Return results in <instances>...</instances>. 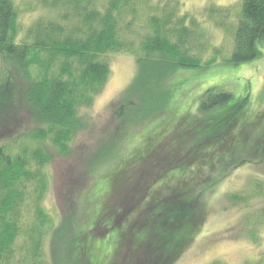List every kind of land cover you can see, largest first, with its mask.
Returning a JSON list of instances; mask_svg holds the SVG:
<instances>
[{"label":"trees","instance_id":"1","mask_svg":"<svg viewBox=\"0 0 264 264\" xmlns=\"http://www.w3.org/2000/svg\"><path fill=\"white\" fill-rule=\"evenodd\" d=\"M37 5L40 14L22 32L15 0H0V264L9 260L17 237L18 213L25 200L20 192L40 178V192L31 202L36 207L46 188V175L32 172V166L50 162L47 147L67 155L75 137L88 129V112L110 75L115 54H130L136 62L134 78L122 92V104L115 113L126 126L142 107L147 108L143 118L158 112L155 104L164 101L168 81L177 70L202 68L218 60L244 63L263 54L259 43L264 40V0H242L225 9L213 4L205 7L206 20L224 26L230 34L228 53L223 45L229 44L224 42L227 37L219 46L212 45L209 33L199 31L200 21L183 11L180 0H38ZM204 97L201 111L225 104L231 94L214 93L211 88ZM21 113L32 114L35 128L13 138L7 130ZM237 121V115L231 114L184 118L171 134L156 137L157 145L140 149L138 166L125 171L122 184L119 176L114 183L116 191L125 193L119 205L106 204L94 223L103 228L101 224L111 217V225L99 235L93 232V237L121 226L148 198L150 184L180 169L167 179L172 193L149 198L147 208L135 211L136 220L122 235L127 239V264H174L200 229L205 213L200 198L217 181L202 179L200 184L205 185L198 193L196 183L188 179L200 178L202 169L225 172L240 158L249 161L238 157V147H231L239 138L234 133ZM247 127L241 126L240 131ZM114 139L108 143L115 145ZM263 153L258 146L254 158ZM211 160L216 162L213 169ZM38 244L39 237L32 234L31 249ZM81 247L84 256L86 246Z\"/></svg>","mask_w":264,"mask_h":264},{"label":"rangeland","instance_id":"2","mask_svg":"<svg viewBox=\"0 0 264 264\" xmlns=\"http://www.w3.org/2000/svg\"><path fill=\"white\" fill-rule=\"evenodd\" d=\"M37 1L15 0L22 32L40 14ZM180 1L183 11H188L200 21L199 31L209 33L212 45L219 46L227 37L224 42L229 44L223 45L228 53L231 48L230 34L225 32L224 26H218L211 19L206 20L204 10L210 4L224 9L238 6L242 0ZM227 20L223 19L224 22ZM230 20L234 22V19ZM259 45H262L263 54L252 61L232 64L218 60L202 68L177 70L168 81L169 92L164 94V101L155 104L158 112L143 118L147 108L142 107L141 111L137 110L131 116L133 120L128 126L123 125L125 120L119 119L115 113L122 104V92L134 78L136 62L130 54H115L111 59L110 75L88 112V129L75 137L67 155H60L47 147L50 162L43 167L32 166V172L46 175V188L36 207L31 202L40 192V178L27 183L28 190L20 192L25 193V200L18 213L17 237L5 264H127L130 261H124L127 239L122 235L128 233L127 226L136 220L135 211L147 208L149 198L172 193L167 179L172 172L175 174L180 169L150 184L148 198L142 199L121 226L107 228L104 236L95 238L93 232L99 235L105 226L112 223L110 217L105 225L101 224L103 228L94 227L98 213L106 204L116 208L125 194L116 191V178L119 176V184H122L125 171L138 166L139 150L154 147L156 137L171 134L178 121L222 114L237 115L238 125L234 133L239 138L231 147H238V157L248 158L249 161L240 158L234 167L225 172L202 169L200 178L191 174L182 177L185 180L191 175L188 181L196 183L198 193L205 185L200 184L202 179L213 177L217 181L200 198L205 209L200 229L174 264H264V153L260 158L253 155L258 146L264 149L263 39ZM203 53L206 55L207 52ZM211 88L214 93L229 92L231 97L223 105L201 111L200 101L205 99L207 90ZM133 101L137 102L135 98ZM35 122L32 114L21 113L16 124L8 127L7 134L14 138L32 131ZM243 125L248 127L240 131ZM119 126L122 128L119 129ZM111 139L116 141L115 145L108 143ZM171 143L168 139V144ZM241 149L245 151L241 152ZM240 163L243 165L239 166ZM215 165L216 162L211 160L212 169ZM156 190L160 191L156 193ZM112 192L115 193L114 200L110 201L111 198H108ZM239 197L244 200L237 201ZM137 233L144 235L143 231ZM32 234L39 237V247L34 245L33 249L30 246ZM81 246H86L84 256L80 255Z\"/></svg>","mask_w":264,"mask_h":264},{"label":"flooded vegetation","instance_id":"3","mask_svg":"<svg viewBox=\"0 0 264 264\" xmlns=\"http://www.w3.org/2000/svg\"><path fill=\"white\" fill-rule=\"evenodd\" d=\"M128 247V246H127ZM126 255H127V253H126Z\"/></svg>","mask_w":264,"mask_h":264}]
</instances>
